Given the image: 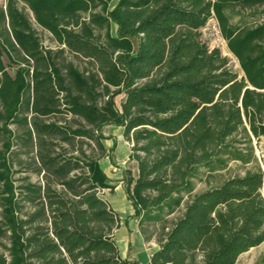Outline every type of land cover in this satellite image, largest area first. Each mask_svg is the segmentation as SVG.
Returning a JSON list of instances; mask_svg holds the SVG:
<instances>
[{
    "label": "trees",
    "instance_id": "16d2710c",
    "mask_svg": "<svg viewBox=\"0 0 264 264\" xmlns=\"http://www.w3.org/2000/svg\"><path fill=\"white\" fill-rule=\"evenodd\" d=\"M111 1L0 8V264H140L120 256L121 219L100 196L114 188L99 166L105 126L130 144L122 184L157 245L149 264H236L264 243L253 147L264 137V0ZM211 19L240 79L201 40ZM231 163L250 168L196 192Z\"/></svg>",
    "mask_w": 264,
    "mask_h": 264
},
{
    "label": "rangeland",
    "instance_id": "374dc122",
    "mask_svg": "<svg viewBox=\"0 0 264 264\" xmlns=\"http://www.w3.org/2000/svg\"><path fill=\"white\" fill-rule=\"evenodd\" d=\"M8 0H0V8L5 10L6 4ZM117 0H113L109 7L113 8ZM213 1V0H210ZM15 7L22 12L30 22L31 29L34 31L35 36L37 37L42 48L47 50H56L58 48L57 44L52 40L50 34L39 28L32 17L29 9L21 2H16ZM214 25H216V21L212 19L209 21L207 26L200 31L201 40L207 44L210 49L216 48L220 51L221 55L227 60V68L235 73L240 79L243 77V72L241 71L237 60L229 53L226 47L225 41L222 39L221 35L216 34V30H214ZM218 28V27H216ZM219 30V29H218ZM3 32L2 26H0V33ZM112 33L115 34V27L112 26ZM13 59L17 60L16 55L12 54ZM69 60L73 61L79 68H82L83 65L78 60H75L72 57H67ZM3 63L6 66L8 72L12 73V70L16 69L18 66L16 64H10L6 57H3ZM121 101V97L116 99V102L119 103ZM102 133L105 135V139L102 140L106 145V141L110 145H107V153L108 156L99 160L100 168L105 172L107 177V183L113 186V190H103L100 192V196L104 200H109L115 193V188L122 182V174L125 169H133L134 163L129 161V152H130V144L123 140L120 131L114 127L105 126L102 129ZM118 146V148H116ZM254 154L257 158L258 165L260 166L263 175H264V137L253 140ZM106 166V168H104ZM246 168H250V165L246 167L241 166L237 163H231L229 167L221 172L214 173L212 175H205L201 180L196 182V192L205 190L212 187L219 186L223 181L230 177L241 176L243 175ZM32 180H35L32 178ZM262 195L264 198V179H263V187H262ZM178 214H175L170 220L176 218ZM154 228H151L150 231L153 232ZM115 243L119 244L120 236L119 233L115 235ZM125 241V239H124ZM151 243L155 244L154 241ZM126 251L121 254L123 258L128 259L129 261H138L141 264H147L142 255H139L134 248L131 247L130 243L125 242ZM236 264H264V243L259 245L258 247L252 248L246 253L242 254Z\"/></svg>",
    "mask_w": 264,
    "mask_h": 264
},
{
    "label": "crops",
    "instance_id": "0c3cea01",
    "mask_svg": "<svg viewBox=\"0 0 264 264\" xmlns=\"http://www.w3.org/2000/svg\"><path fill=\"white\" fill-rule=\"evenodd\" d=\"M117 1H116V3H117ZM115 29H116V27H115ZM110 127H114L116 129H118L120 131L121 136H122V129L121 128L115 127V126H110ZM106 142H107L106 145L103 143V141H102V144H103L105 150L107 151V149H108L107 145H110V144L108 143V141H106ZM116 148H118V146H116ZM104 168H106V166H104ZM104 174H105V172H104ZM108 185H111V184H108ZM106 201L109 203L111 208L117 213V215L121 219L120 228L118 230H116L114 233V239H115L116 233H119V236H120V240H119L120 243L116 244L118 247V251H119L120 256H121V254L125 253V251H126L125 242H127V243H130L131 247L134 248V250H136V252H138L139 255H142L144 257V260L147 262V264H149L150 256L155 250H157V245L153 244L151 242L146 243L143 241L142 236L137 229L136 220H134L132 218L133 209L130 206V203L126 199V196H125V193L123 190L122 182L120 184H118V186H116L114 195L109 200H106ZM124 239H125V241H124Z\"/></svg>",
    "mask_w": 264,
    "mask_h": 264
},
{
    "label": "built area",
    "instance_id": "2783aa9c",
    "mask_svg": "<svg viewBox=\"0 0 264 264\" xmlns=\"http://www.w3.org/2000/svg\"><path fill=\"white\" fill-rule=\"evenodd\" d=\"M211 20H212V19H211ZM216 25H217V23H216ZM216 27H218V26H215V25H214V27H213V28H214V30H216V34H218V35H219V34H220V32H219L218 28H216Z\"/></svg>",
    "mask_w": 264,
    "mask_h": 264
}]
</instances>
